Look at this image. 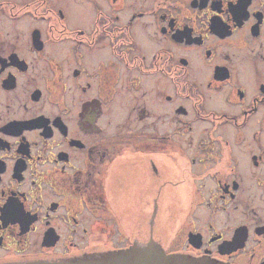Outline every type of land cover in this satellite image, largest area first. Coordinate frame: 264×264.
<instances>
[{"label":"flooded vegetation","instance_id":"1","mask_svg":"<svg viewBox=\"0 0 264 264\" xmlns=\"http://www.w3.org/2000/svg\"><path fill=\"white\" fill-rule=\"evenodd\" d=\"M152 241L264 264V0H0V264Z\"/></svg>","mask_w":264,"mask_h":264},{"label":"water","instance_id":"2","mask_svg":"<svg viewBox=\"0 0 264 264\" xmlns=\"http://www.w3.org/2000/svg\"><path fill=\"white\" fill-rule=\"evenodd\" d=\"M22 264V263H11ZM24 264H227L207 257H194L184 253H167L160 245L151 242L145 246L133 245L124 249L57 262H31Z\"/></svg>","mask_w":264,"mask_h":264},{"label":"rangeland","instance_id":"3","mask_svg":"<svg viewBox=\"0 0 264 264\" xmlns=\"http://www.w3.org/2000/svg\"><path fill=\"white\" fill-rule=\"evenodd\" d=\"M81 22L83 25H88V23H89V16L83 10H82ZM36 23H37L36 20L32 16H30V15L25 16V18L22 20L21 24L19 25V29L17 30V33L19 34V36H29V30ZM10 31L12 33H14L15 30L13 27H11ZM154 121H155V119H151L152 123ZM162 127H164V125H162ZM162 208H163V206H162ZM102 221H104V220L102 219ZM105 234H108V232H106Z\"/></svg>","mask_w":264,"mask_h":264}]
</instances>
